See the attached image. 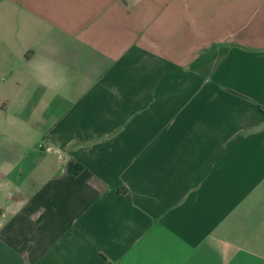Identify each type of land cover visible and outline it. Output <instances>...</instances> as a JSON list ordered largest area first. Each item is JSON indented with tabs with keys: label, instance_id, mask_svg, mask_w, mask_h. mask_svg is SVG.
<instances>
[{
	"label": "crops",
	"instance_id": "0c3cea01",
	"mask_svg": "<svg viewBox=\"0 0 264 264\" xmlns=\"http://www.w3.org/2000/svg\"><path fill=\"white\" fill-rule=\"evenodd\" d=\"M0 264H264V0H0Z\"/></svg>",
	"mask_w": 264,
	"mask_h": 264
},
{
	"label": "trees",
	"instance_id": "16d2710c",
	"mask_svg": "<svg viewBox=\"0 0 264 264\" xmlns=\"http://www.w3.org/2000/svg\"><path fill=\"white\" fill-rule=\"evenodd\" d=\"M78 171H77V168H76V171H75V173H77Z\"/></svg>",
	"mask_w": 264,
	"mask_h": 264
}]
</instances>
